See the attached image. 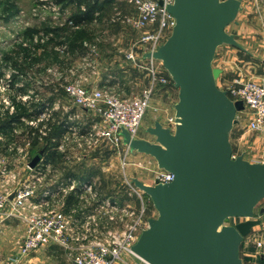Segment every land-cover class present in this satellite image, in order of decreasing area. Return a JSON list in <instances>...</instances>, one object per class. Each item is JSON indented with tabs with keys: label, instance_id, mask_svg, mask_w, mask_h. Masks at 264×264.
<instances>
[{
	"label": "water",
	"instance_id": "water-1",
	"mask_svg": "<svg viewBox=\"0 0 264 264\" xmlns=\"http://www.w3.org/2000/svg\"><path fill=\"white\" fill-rule=\"evenodd\" d=\"M240 9L241 0H174L166 7L175 19L170 34L145 54L161 61L178 90L173 131L154 122L147 132L156 142L121 131L131 151L153 156L173 174L167 183L131 179L158 213L131 248L147 264H245L239 247L260 222L254 214L264 198V163L232 157L229 133L244 104L217 87L221 69L212 66L218 46L241 48L226 31ZM230 217L243 220L225 224Z\"/></svg>",
	"mask_w": 264,
	"mask_h": 264
},
{
	"label": "built area",
	"instance_id": "built-area-1",
	"mask_svg": "<svg viewBox=\"0 0 264 264\" xmlns=\"http://www.w3.org/2000/svg\"><path fill=\"white\" fill-rule=\"evenodd\" d=\"M127 1L136 6L137 12L124 17L126 23L136 29L156 24V30L144 33L139 39L146 43L145 54L155 51L175 24L174 17L166 10L174 0ZM90 46L95 48L94 44ZM127 57L134 59V54L130 52ZM144 60L140 66L146 70L150 83L138 98L90 87L81 79L63 86L65 96L75 106L96 118L85 128L69 123L56 146L49 139V145L61 154L63 161L71 160L75 149L81 153L107 144L112 148L125 146L121 166L127 164L125 157L131 150L123 143L121 131H127L131 138L137 137L154 87L167 82L157 69V59L145 56ZM10 82L7 78L0 79V119L5 121L17 113V103L28 106L25 114L31 113L20 116L10 129L0 130V222L14 219L22 226L17 241L20 255L57 246L72 264H129L126 256L135 255L131 248L148 224L147 203L140 191L132 186L131 192L138 203L104 195L96 189L93 180H80L60 166H53L43 152L35 166L29 167L31 142H43L51 125L58 123L55 116L58 103L39 102L35 88L26 91L22 86L11 88ZM225 91L230 99L242 100L249 131L264 129V84L238 76ZM169 121L174 125L173 116ZM232 157H235L233 153ZM172 178V173L162 169L155 176L160 183L170 182ZM255 244L264 246L262 241ZM17 261L18 258L12 257L8 264Z\"/></svg>",
	"mask_w": 264,
	"mask_h": 264
},
{
	"label": "rangeland",
	"instance_id": "rangeland-1",
	"mask_svg": "<svg viewBox=\"0 0 264 264\" xmlns=\"http://www.w3.org/2000/svg\"><path fill=\"white\" fill-rule=\"evenodd\" d=\"M241 3L235 22L227 25L226 31L238 30L237 41L247 49L245 37L264 35V14L260 12L264 0H242ZM75 9L73 3L55 4L53 0H0V79L12 80L11 88L12 85L22 86L25 91L35 88L39 102L48 105L53 102L46 101L45 97L42 99V91L48 92L50 87H58L57 98L60 101L57 100L59 106L55 116L85 128L92 123L93 115L75 106L64 95L63 86L72 80L81 79L90 87L94 85L121 97L138 98L150 83L146 70L140 66L145 61L146 43L139 42V39L144 33L156 30L157 26L152 24L136 29L126 23L124 17L137 12L136 6L127 0H112L105 5L96 20L71 26L66 18ZM91 44L95 45L94 49ZM130 52L134 54V59L127 57ZM221 58L224 60L220 61ZM155 63L167 82L154 87L137 133L136 138L149 142H156L155 136L147 132V128L153 127L156 121L173 131L174 125L169 119L174 117L173 106L177 102L178 92L175 87L171 94V87L174 86L169 74L160 60ZM212 66H220L217 67L221 73L216 78V85L221 90L225 91L237 75L264 84V64L259 57H253L231 44L219 46ZM16 110L26 113L28 106L17 103ZM246 116L245 109L236 113L237 123L229 133L232 153L235 156L243 155L251 161L264 159V129L249 131ZM3 121L0 119V123ZM96 149L78 152L72 168L79 172L77 176L81 172L88 173L100 193L115 196L120 201L138 203L131 192L134 184L130 180L137 178L143 183L153 184L156 174L161 171L155 158L149 154L131 151L125 157L127 164L122 167L125 146H104L105 156L102 160L95 159ZM139 191L147 203L146 217H157L151 199ZM240 219L230 217L224 223L231 225ZM4 229L8 244L12 245L14 241L17 245L22 230L19 222L9 223ZM48 250L46 248L42 256L29 264H72L60 250ZM35 254L38 253L31 255ZM126 259L129 264H147L133 254L127 255Z\"/></svg>",
	"mask_w": 264,
	"mask_h": 264
},
{
	"label": "crops",
	"instance_id": "crops-1",
	"mask_svg": "<svg viewBox=\"0 0 264 264\" xmlns=\"http://www.w3.org/2000/svg\"><path fill=\"white\" fill-rule=\"evenodd\" d=\"M241 7H242V3H241ZM260 12L262 14H264V5L261 6ZM262 25L264 28V23H262ZM234 32L236 34L234 38L237 41L238 39L236 36L239 34L238 30L237 31L234 30ZM245 43L248 46L247 49H245L239 43V45L241 46V50L243 49V51L250 53L253 57H259L260 61L264 64V35H262L261 37H256V38L254 36H251V37L247 36V37H245ZM218 48H219V46L215 50V55L217 54ZM215 55H214L213 59H215ZM216 59H217V57H216ZM223 60H224L223 58L220 59V61H223ZM217 67H220V66H217ZM162 74L163 73L161 72V75ZM244 74L247 75V73H244ZM163 76H165V75L163 74ZM235 77H238V75ZM235 77H233V79ZM240 77H242L243 79H248V78H245L244 76H240ZM90 85H93V84H90ZM173 86H174V84H173ZM174 89H175V86L171 87V94L174 93ZM58 90H59L58 87L54 86V87H50L48 92L42 91V94H41L42 99L45 97L44 99H47L46 101H48V100H51L52 102H57V100L60 101L57 98L59 96ZM58 106H59V104H58ZM92 117H93V119L91 120V122H93L96 119L94 116H92ZM58 119L59 120H61V119L65 120V118H61V117ZM63 133H65V132H63ZM98 146L96 149L97 151H95V154H94L96 156L95 159L102 160L105 156V154H104L105 151H103L104 146H107V144H102V145H98ZM34 148L36 149V146L35 147L33 146L30 149V155L32 157L35 154H38L40 151V150L39 151L35 150L33 152ZM72 148H73V146H72ZM74 151H77V152H72L73 157H71V160H69V161H63V159L61 158L62 157L61 154L56 153L57 157L54 159V161H52L53 166H60L64 171H66L69 174L76 176L80 180H89V179L93 180L92 177H89L88 173L85 174V172H81V174H79V176L76 175L79 172L74 170L72 168V165L75 162L74 159H77L76 155L78 153V150L75 149ZM246 160L251 161L248 158H246ZM251 162H262V163H264V159L252 160ZM93 178H94V176H93ZM260 209H263L262 213L259 212ZM254 218L259 219L260 222L258 225L253 226L251 228L249 234L243 238V240L240 244V247H239V256L245 264H264V246L263 247H257L255 244L256 241L264 242V198H262L258 202V204L255 208ZM240 220H243V219H240ZM240 220H238V221H240ZM15 222H16V220H14V219H8L7 221L2 222V223L0 222L1 223L0 224V264H8L10 258H12V257L18 258V261L16 262V264H29L31 261H34L35 259H38V257L42 256L41 255V254H43L42 251L45 250V249L37 250L33 253H38V254H35L33 256L31 255L32 253H30L26 256H22V255H20V250H19V246H18L17 242H16L17 245H15L13 243L14 241L12 242V245L8 244V242L5 239L4 232H6V229H4V228L6 226H8L9 223H10V225H12V223H15ZM48 248H49L48 252H55L53 249L60 250L62 252L61 248H59L57 246H51Z\"/></svg>",
	"mask_w": 264,
	"mask_h": 264
},
{
	"label": "trees",
	"instance_id": "trees-1",
	"mask_svg": "<svg viewBox=\"0 0 264 264\" xmlns=\"http://www.w3.org/2000/svg\"><path fill=\"white\" fill-rule=\"evenodd\" d=\"M53 2L55 4H60L63 2L73 3L76 9L67 16L66 22L71 26H78L96 20L98 15L103 11L105 5L111 3L112 0H53ZM30 114L17 112L11 115L9 119L0 123V130L10 129L12 124L19 120L20 116ZM68 125L69 123L66 120H58V123L51 125V130L47 136L44 137L43 142L38 143L36 140H33L31 142V147H35L40 144L38 148L36 147V150H42L47 160L54 161V159L57 157V154L51 148L52 146L49 145V139L52 138L54 140L52 145L56 146L60 141L62 133L66 131Z\"/></svg>",
	"mask_w": 264,
	"mask_h": 264
},
{
	"label": "bare ground",
	"instance_id": "bare-ground-1",
	"mask_svg": "<svg viewBox=\"0 0 264 264\" xmlns=\"http://www.w3.org/2000/svg\"><path fill=\"white\" fill-rule=\"evenodd\" d=\"M163 170V169H162Z\"/></svg>",
	"mask_w": 264,
	"mask_h": 264
}]
</instances>
